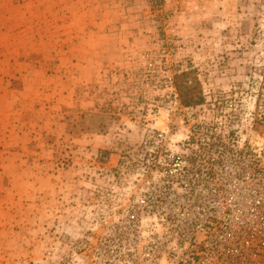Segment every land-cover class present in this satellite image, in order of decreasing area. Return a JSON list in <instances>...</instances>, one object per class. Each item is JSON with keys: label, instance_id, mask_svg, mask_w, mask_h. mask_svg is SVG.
Wrapping results in <instances>:
<instances>
[{"label": "rangeland", "instance_id": "obj_1", "mask_svg": "<svg viewBox=\"0 0 264 264\" xmlns=\"http://www.w3.org/2000/svg\"><path fill=\"white\" fill-rule=\"evenodd\" d=\"M195 2L163 27L146 0L141 35L157 57L122 78L114 93L94 88L98 131L78 106L42 107L75 101L80 91L50 82L56 77L45 70L46 29L26 21L37 14L41 22L42 6L0 0V264H177L189 253L174 242L180 225L162 220L160 210L184 213L182 227L202 223L195 230L204 255L230 254L218 264L247 263L240 259L246 245L260 251L254 262L264 263V239L248 233L264 230V0ZM184 6L188 17L179 16ZM23 33L33 36L22 40ZM10 51L20 73L9 71ZM182 71L195 72L204 103H179L174 76ZM153 133L164 137L160 162L141 165L143 139ZM187 135L197 140L186 146ZM214 136L223 140L209 151L222 161L210 163L205 138ZM170 155L200 158L188 167L214 172L204 186H182L181 165L165 163Z\"/></svg>", "mask_w": 264, "mask_h": 264}, {"label": "crops", "instance_id": "obj_2", "mask_svg": "<svg viewBox=\"0 0 264 264\" xmlns=\"http://www.w3.org/2000/svg\"><path fill=\"white\" fill-rule=\"evenodd\" d=\"M33 3L42 6L39 14L43 18L40 22L36 14V19L26 21L33 25L40 23L46 29L45 32L43 28L41 37L49 51L43 55L44 61L48 60L44 62L47 65L45 70L55 73L57 81L52 79L50 82L59 91H80L75 101H51L53 106L43 103L42 107L64 109L78 106L91 117L90 121L95 122H89V125L97 130L98 123L102 124L98 119L102 115L96 110L101 99L92 92L94 88L114 93L122 89V78L145 69L148 60L156 57L154 52L148 51V38L141 35L148 25L146 0H33ZM190 9L184 6L181 9L184 13L179 12V16L188 17ZM204 9L202 3L198 12L201 14ZM195 17L199 19L200 15ZM31 26L25 25L26 28ZM2 28L3 25L0 32ZM24 35L22 40L31 34ZM12 52H9V71L20 73L21 70L18 71L14 65L17 56L14 58ZM2 54L0 50V56ZM47 78L51 79L50 75ZM86 89L89 96L81 92ZM82 113V110L78 111V114ZM97 119L99 122L96 123Z\"/></svg>", "mask_w": 264, "mask_h": 264}, {"label": "built area", "instance_id": "obj_3", "mask_svg": "<svg viewBox=\"0 0 264 264\" xmlns=\"http://www.w3.org/2000/svg\"><path fill=\"white\" fill-rule=\"evenodd\" d=\"M167 3L170 5V7L167 6ZM151 7L153 8V11L157 13V15L162 16L164 18L163 22V27L164 25H167L170 23L171 19L173 18L174 12L178 10V8L186 4L187 6H191L193 9L197 8L195 0H150ZM167 22V24H166ZM171 32L173 30L171 29ZM147 33H151L150 30H147ZM165 43H172L173 39L170 36H166L164 39ZM161 53H165L166 55L168 52L166 50H162ZM157 57V55H156ZM155 57V58H156ZM154 71V68H151ZM151 69H147V72H151ZM205 102V101H204ZM163 135L161 134H147L142 142V152L144 154L143 159L141 160V165H146L145 163L150 164L151 162L153 163H159L160 162V153H158L157 147L159 146V143L161 139H163ZM224 138V135H223ZM187 143L184 145L188 146L191 140H197L196 137L193 136H186ZM223 139L219 136H214L212 139L209 141V137L205 138V145L208 147L204 151L207 153V160L212 163V162H220L222 161V157L219 155L214 156L212 148H218V146L221 144ZM211 150V152L209 151ZM190 150V151H189ZM186 151H189L190 155H193V157L196 156L197 151L195 149H188L186 148ZM245 155V152L242 154V156ZM213 160V161H212ZM192 162H188L189 164L192 165V163H199L203 160L197 159L195 162H193V159L191 160ZM139 163V164H140ZM165 163L176 166V165H181L179 167L180 170V180H177L179 184H182V186H204L208 179L210 172H214L213 167L206 166V167H200L196 168V170H192V167H188L187 160H185L183 157L180 156H175V155H170V158L168 161H165ZM253 170L259 169V166L257 165H252ZM261 168L259 169V171ZM188 172H191L188 174ZM183 173V176L181 175ZM188 175V176H187ZM188 177V178H187ZM166 184H169V181H166ZM164 185L166 188H169V185ZM160 218L165 221H169L173 224L180 225L179 227L175 228L176 230V238L174 239V242L178 244V247L180 248H185V251L189 253L187 259H179L178 261H172V263H177V264H216L215 262L217 259H220L221 261H227L229 258L230 254L228 252L226 253L225 257H216L214 260L212 259L213 257L211 255H204V250L206 244L204 243L205 240L201 239L198 240L196 236V230L197 228L202 226V223H196V220H189L186 224V227H182V224H180L179 217H183L184 213L180 212H175L174 214H167L165 212H162L160 210ZM195 226H194V224ZM264 226V221L262 222ZM174 230V232H175ZM250 236L256 240L260 241L264 239V230H254L250 229L248 230ZM258 239V240H257ZM241 256L240 259L245 260L247 263L245 264H264V263H258L254 262L257 258H259L260 251H258L255 247H252L251 245H246L245 247L242 248ZM252 262V263H251ZM218 264V263H217ZM223 264V263H219ZM233 264V263H231Z\"/></svg>", "mask_w": 264, "mask_h": 264}, {"label": "trees", "instance_id": "obj_4", "mask_svg": "<svg viewBox=\"0 0 264 264\" xmlns=\"http://www.w3.org/2000/svg\"><path fill=\"white\" fill-rule=\"evenodd\" d=\"M196 77L194 71H182L174 76L175 88L182 106L195 107L204 103L200 84ZM101 125L98 123L96 127L98 131H102Z\"/></svg>", "mask_w": 264, "mask_h": 264}]
</instances>
